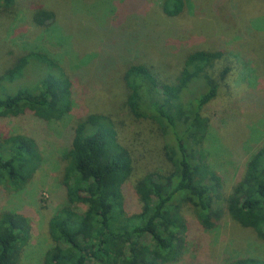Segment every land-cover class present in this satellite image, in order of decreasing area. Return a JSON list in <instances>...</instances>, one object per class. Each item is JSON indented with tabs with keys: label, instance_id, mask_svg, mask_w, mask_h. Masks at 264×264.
Masks as SVG:
<instances>
[{
	"label": "rangeland",
	"instance_id": "obj_1",
	"mask_svg": "<svg viewBox=\"0 0 264 264\" xmlns=\"http://www.w3.org/2000/svg\"><path fill=\"white\" fill-rule=\"evenodd\" d=\"M177 16H168L162 0H19L16 16L0 15V73L18 57L32 52L57 60L73 81L72 111L60 120L45 121L31 113L0 119V138L25 134L35 139L41 163L24 188L0 185V213L17 211L31 220V237L20 264H42L53 245L49 221L66 202L63 184L65 150L77 121L91 113L110 114L119 139L132 153L134 173L127 182L125 202L130 213L141 210L136 180L149 171L173 169L166 157L165 135L151 118L136 117L127 105L124 72L134 63L151 65L174 82L186 56L194 50L225 51L214 72L232 67L219 95L203 114L210 118L205 140L209 165L222 177L224 196L241 180L251 155L264 145V0H190ZM39 9L56 20L39 26ZM263 26V25H262ZM35 65V64H34ZM44 65L30 66L20 82H36ZM225 209L206 229L189 206L183 215L189 227L181 257L170 264H228L238 257L264 259V240L252 228L235 222ZM86 205H78L79 211Z\"/></svg>",
	"mask_w": 264,
	"mask_h": 264
},
{
	"label": "trees",
	"instance_id": "obj_2",
	"mask_svg": "<svg viewBox=\"0 0 264 264\" xmlns=\"http://www.w3.org/2000/svg\"><path fill=\"white\" fill-rule=\"evenodd\" d=\"M190 0H162L168 16H177ZM19 0H0V15L10 20ZM39 26L56 20V13L39 9L33 15ZM257 26L264 28L262 20ZM263 25V26H262ZM225 51L194 50L174 82L163 79L151 65L134 63L124 72L127 105L136 117L151 118L165 135L166 157L173 169L149 171L136 180L141 210L130 213L125 202L127 182L134 173L130 150L119 139L110 114L91 113L80 118L70 147L63 184L66 202L49 221L53 245L42 264H170L187 244L188 223L183 208L193 209L200 223L213 228L225 209L243 227L264 240V145L249 158L246 171L231 192L222 193L223 179L209 165L205 140L210 118L205 107L219 95L231 72L227 64L214 72ZM44 65L36 82H20L30 66ZM73 81L57 60L32 52L18 57L0 73V119L31 113L45 120H60L73 108ZM41 163L34 138L11 134L0 138V185L17 191L28 183ZM86 205L84 211L78 205ZM31 220L17 211L0 213V264H20L31 237ZM228 264H264L254 256L238 257Z\"/></svg>",
	"mask_w": 264,
	"mask_h": 264
}]
</instances>
